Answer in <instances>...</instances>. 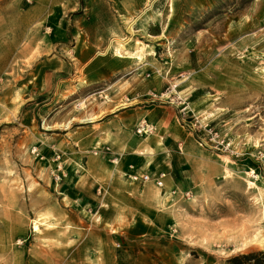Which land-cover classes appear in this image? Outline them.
<instances>
[{
    "label": "rangeland",
    "instance_id": "1",
    "mask_svg": "<svg viewBox=\"0 0 264 264\" xmlns=\"http://www.w3.org/2000/svg\"><path fill=\"white\" fill-rule=\"evenodd\" d=\"M21 1L41 4V10L52 5L53 15L67 12L70 30L77 16L80 29L93 32L85 38L96 43L91 47L99 57H121L117 47L124 55H139L116 68L132 76L125 84L131 96L111 102L172 104L192 136L196 158L184 165L187 177L176 171L180 187L164 205V225L150 227L155 236L149 252L164 251L166 264H228L237 253L264 250V245L237 246L226 232L236 218L250 224L264 220V0ZM74 32L62 52L42 37L34 59H19L20 65L16 59L0 79V264H42L38 258L45 251L52 253L51 264H77L71 255L78 235L94 231L104 244L121 228L102 222L99 204L84 211L67 195V179L76 174L90 171L83 180L106 193L131 181L150 187L152 201L157 195L151 191H162L154 181H134L121 172L117 180L104 164L86 168L76 156L80 147L73 127L67 134L73 145L51 142L44 100L79 96L74 106L87 108L99 88L83 83L86 69L75 46L85 41L84 34ZM58 56L69 62L68 71L61 72L70 75L69 82L50 81L48 68L40 66ZM113 83L118 92L124 90V82ZM138 125L137 134L149 137L156 131L154 126L139 133ZM64 129L53 132L61 136ZM109 197L107 202L121 211L117 203L123 194Z\"/></svg>",
    "mask_w": 264,
    "mask_h": 264
},
{
    "label": "crops",
    "instance_id": "2",
    "mask_svg": "<svg viewBox=\"0 0 264 264\" xmlns=\"http://www.w3.org/2000/svg\"><path fill=\"white\" fill-rule=\"evenodd\" d=\"M75 3L72 1V6ZM46 6L44 10H41L42 5L36 2L26 6L21 0H0V79L10 67L15 65L16 59L19 65V59H34V51L38 48V41L42 37L46 45L58 46L62 52L68 49L71 34L75 33L74 31L82 32L85 41L77 43L75 47L79 50V64L83 65L84 70L86 69V72L82 74L83 83L99 87L93 93L96 101L94 99L95 103L87 108H76L73 103L79 96H70L67 99L66 97L56 99L54 95L47 97L43 106L45 115L48 117H46L48 126L52 130L51 142L59 145L66 140L64 146L73 145L67 136L73 127L78 135L75 144L80 147L76 150V156H81L84 166L107 165L114 169L112 174L117 180L120 179V176H116L117 172L125 173L127 179L132 178L134 181L142 180L134 179V175L142 176L160 171L168 174L165 180L166 186L160 188L162 191L166 189L164 195L162 191H151L157 195L154 201L147 195L151 190L150 187L140 185L138 182L131 181L126 187L112 185L106 193V189L102 192L96 184L90 185L83 180L91 176L90 171L86 170L84 175L76 174L73 179H67L69 185H66V192L67 189L71 190L67 195L78 201L81 209L91 211L94 204H99L102 210L100 216L102 222L121 227L113 230L104 244L94 231L78 235L71 255L75 258L73 262L77 264H166L164 251L161 250L163 254L153 247L150 251L152 253L149 252L148 243L153 241L152 237L155 236L152 235L150 227L164 225L166 220L164 205L166 201L172 199L171 190L180 187V182L175 179L176 171L184 178L187 177L184 165L190 164L196 158L194 140L181 124L178 110L172 104H146L140 101L129 105L111 102L114 99L121 100L131 96V91L127 90L125 84L132 76L127 77L128 72L123 67L119 70L116 68L119 65H130L132 58L139 55H135V51H132L134 54H119L121 56L119 58L99 57L94 53L96 50L94 51L91 47L96 43L85 38V35H91L93 32L80 29L79 22L77 25V16L73 19L74 25L70 30L67 12L60 11L53 15L52 5L47 8ZM64 6L68 8L69 4ZM41 65L48 68L46 75L50 81L53 79L70 81V75L61 73L68 71L69 68V62L63 60L61 56L57 59L44 60L40 63ZM115 77L120 78L115 80ZM30 79L28 77L29 81ZM113 82H124V90L121 89L118 92ZM89 97H84L85 103ZM59 100L60 104L56 105L55 102ZM84 114H89L91 117L86 122L83 121L84 123H77L75 118ZM141 120H146L156 128L154 133L148 135L149 137L135 132V127ZM60 127L65 128L66 131L61 132V136L59 132H53ZM94 149H97L98 155ZM173 152H176L175 158ZM72 153L70 158L74 157ZM74 162L77 166L80 164L78 160ZM112 193L123 194L124 201L117 203L123 207L121 211H119L120 208L117 211L114 203L107 202L111 200L109 195ZM118 200L120 201V198ZM108 207L116 209V212L107 214ZM158 252H161L160 255ZM38 260L42 261V264H51L52 253L45 251L42 259L38 258Z\"/></svg>",
    "mask_w": 264,
    "mask_h": 264
},
{
    "label": "bare ground",
    "instance_id": "3",
    "mask_svg": "<svg viewBox=\"0 0 264 264\" xmlns=\"http://www.w3.org/2000/svg\"><path fill=\"white\" fill-rule=\"evenodd\" d=\"M116 51L122 55V50L116 49ZM252 183L253 182H250V184ZM232 224L234 226H231L226 232L234 237L237 246L264 245V220L254 221L250 224L244 221L240 222V219L236 218Z\"/></svg>",
    "mask_w": 264,
    "mask_h": 264
},
{
    "label": "built area",
    "instance_id": "4",
    "mask_svg": "<svg viewBox=\"0 0 264 264\" xmlns=\"http://www.w3.org/2000/svg\"><path fill=\"white\" fill-rule=\"evenodd\" d=\"M28 1H32V0H28ZM154 129V125H151L149 123L146 122V120H141V122L139 123L138 125V132L139 133H143V132H151L153 131ZM61 168V167H60ZM168 176L167 172L165 171H160V172H157V173H147V174H144L142 176H138V175H134V179H142L144 181H154L155 184L160 187V188H164L166 186V183H165V180H166V177ZM56 177L57 178H60L61 175L59 173L56 174ZM177 189L174 188L171 190V195H176L177 194ZM189 191H186L185 194L186 195H189Z\"/></svg>",
    "mask_w": 264,
    "mask_h": 264
},
{
    "label": "trees",
    "instance_id": "5",
    "mask_svg": "<svg viewBox=\"0 0 264 264\" xmlns=\"http://www.w3.org/2000/svg\"><path fill=\"white\" fill-rule=\"evenodd\" d=\"M228 264H264V250L237 253L228 259Z\"/></svg>",
    "mask_w": 264,
    "mask_h": 264
}]
</instances>
